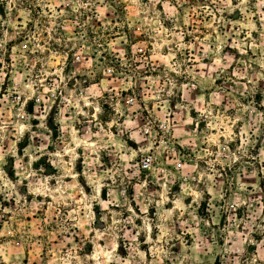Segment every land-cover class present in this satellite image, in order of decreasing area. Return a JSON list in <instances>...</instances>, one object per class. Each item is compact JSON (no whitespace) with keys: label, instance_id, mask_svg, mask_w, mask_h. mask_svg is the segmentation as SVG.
I'll return each instance as SVG.
<instances>
[{"label":"rangeland","instance_id":"374dc122","mask_svg":"<svg viewBox=\"0 0 264 264\" xmlns=\"http://www.w3.org/2000/svg\"><path fill=\"white\" fill-rule=\"evenodd\" d=\"M0 264H264V0H0Z\"/></svg>","mask_w":264,"mask_h":264},{"label":"built area","instance_id":"2783aa9c","mask_svg":"<svg viewBox=\"0 0 264 264\" xmlns=\"http://www.w3.org/2000/svg\"><path fill=\"white\" fill-rule=\"evenodd\" d=\"M144 164H145L146 166H149V165L152 164V160H151L150 158H147V159L144 160Z\"/></svg>","mask_w":264,"mask_h":264}]
</instances>
